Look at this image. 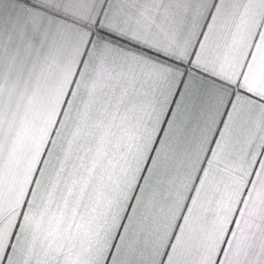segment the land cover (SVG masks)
<instances>
[{
	"label": "crops",
	"instance_id": "1",
	"mask_svg": "<svg viewBox=\"0 0 264 264\" xmlns=\"http://www.w3.org/2000/svg\"><path fill=\"white\" fill-rule=\"evenodd\" d=\"M0 264H264V0H0Z\"/></svg>",
	"mask_w": 264,
	"mask_h": 264
}]
</instances>
